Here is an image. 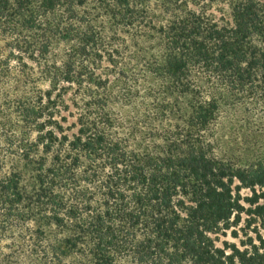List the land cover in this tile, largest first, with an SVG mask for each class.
I'll return each mask as SVG.
<instances>
[{
  "label": "trees",
  "instance_id": "obj_1",
  "mask_svg": "<svg viewBox=\"0 0 264 264\" xmlns=\"http://www.w3.org/2000/svg\"><path fill=\"white\" fill-rule=\"evenodd\" d=\"M8 238L30 264H264V0H0Z\"/></svg>",
  "mask_w": 264,
  "mask_h": 264
},
{
  "label": "rangeland",
  "instance_id": "obj_2",
  "mask_svg": "<svg viewBox=\"0 0 264 264\" xmlns=\"http://www.w3.org/2000/svg\"><path fill=\"white\" fill-rule=\"evenodd\" d=\"M243 193H246L247 190H243ZM229 241H233L231 237H227ZM1 249L4 252V258H0L1 264H30V262L26 259L22 252H16L19 248L20 249H25L27 247L26 243L23 245H18L17 243H14L11 238L4 239L0 243Z\"/></svg>",
  "mask_w": 264,
  "mask_h": 264
}]
</instances>
